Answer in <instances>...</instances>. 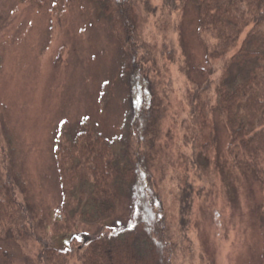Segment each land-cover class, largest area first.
Instances as JSON below:
<instances>
[{
    "label": "rangeland",
    "instance_id": "obj_1",
    "mask_svg": "<svg viewBox=\"0 0 264 264\" xmlns=\"http://www.w3.org/2000/svg\"><path fill=\"white\" fill-rule=\"evenodd\" d=\"M152 2L155 9L150 11L137 5L143 41L156 51L165 72L163 78L153 67L145 73L158 84L167 107L162 157L154 169L156 190L167 207L175 205L173 214L180 220L179 201L186 189L192 191L187 223L171 225L179 259L187 264H264V189L251 172L229 169L225 163L230 137L216 113L215 89L209 105L221 171L212 180L203 179L181 156L190 152L181 124L188 114L184 97L189 77L204 83L221 73L219 65L209 67L197 36L196 3ZM165 50L174 54L173 60L165 57ZM122 65L112 25L91 0H0V118L15 150L14 173L26 186L21 198L50 248L65 251L72 243L75 250L82 243L74 239L132 224L133 202L125 194L111 217L96 224L76 220L64 202L55 150L64 122L74 134L85 120L91 121L109 139L122 142L129 108ZM2 245L8 258L0 257L1 262L38 264L37 240ZM61 264L80 263L70 255Z\"/></svg>",
    "mask_w": 264,
    "mask_h": 264
},
{
    "label": "trees",
    "instance_id": "obj_2",
    "mask_svg": "<svg viewBox=\"0 0 264 264\" xmlns=\"http://www.w3.org/2000/svg\"><path fill=\"white\" fill-rule=\"evenodd\" d=\"M91 1L110 21L118 40L129 108L122 144L88 120L74 134L66 122L61 125L55 150L64 202L76 220L96 224L114 214L125 194L133 202L132 224L82 241L74 239L82 243L77 250L72 243L65 251L50 248L40 236V223L21 198L26 186L14 173L15 150L0 118V257L8 258L2 242L25 246L37 240L42 251L38 264H61L70 255L80 264H187L179 259L171 225L187 223L184 216L190 213L192 191L186 189L179 201L180 220L173 214L175 205L167 207L157 192L154 175L163 152L167 107L158 84L145 73L153 67L158 78H163L165 72L156 51L143 41L137 4L146 11L155 7L152 0ZM194 1L197 36L207 63L219 65L221 73L204 83L189 77L184 97L188 114L181 124L190 152L181 156L197 175L206 176L203 179L212 180L221 171L217 127L209 105L215 89L216 113L223 117L230 137L225 163L229 169L251 172L264 189V0ZM165 53L174 59L170 50ZM208 73L214 72L208 68ZM0 264L8 263L0 259Z\"/></svg>",
    "mask_w": 264,
    "mask_h": 264
}]
</instances>
